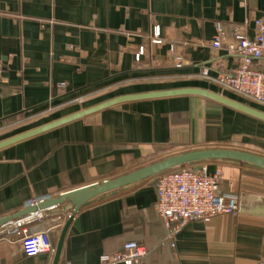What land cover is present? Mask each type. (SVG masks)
I'll return each mask as SVG.
<instances>
[{
	"label": "crops",
	"instance_id": "crops-1",
	"mask_svg": "<svg viewBox=\"0 0 264 264\" xmlns=\"http://www.w3.org/2000/svg\"><path fill=\"white\" fill-rule=\"evenodd\" d=\"M263 2L0 0V127L19 114L101 85L130 82L131 87L83 108L154 90L222 91L198 76L203 67L214 76L217 66L230 69L238 63L225 48L213 53L215 23L223 24L228 38L231 25L264 18ZM156 26L159 43L152 42ZM247 33L253 35L250 29ZM140 46L144 53L136 60ZM61 83H66L63 88ZM240 137L264 155L263 120L196 95L133 100L93 112L0 148V218L32 200L135 170L163 150L206 148ZM208 163L209 172L221 170V190L237 193L235 213L190 221L168 239L154 208L156 181L149 177L82 206L67 229L57 264H101V255L120 251L127 241L148 250L136 264H264V170L226 160ZM67 207L43 209L0 226V264H53L61 230L55 215ZM18 221V231L52 227L54 251L24 255L17 236L4 231Z\"/></svg>",
	"mask_w": 264,
	"mask_h": 264
},
{
	"label": "built area",
	"instance_id": "built-area-1",
	"mask_svg": "<svg viewBox=\"0 0 264 264\" xmlns=\"http://www.w3.org/2000/svg\"><path fill=\"white\" fill-rule=\"evenodd\" d=\"M249 29L253 31L252 36L247 33ZM215 31L210 43L213 53L225 48L229 54L238 57V63L230 69L217 66L214 76L210 74L209 67H203L198 76L215 83L222 91H231L264 107V18L248 17L241 24L231 25L228 38L225 37L222 23H215ZM153 37L152 42H160L157 26L153 30ZM143 53L144 47L140 46L135 59L139 60ZM65 84L61 83L60 87L63 88ZM208 162L185 164L154 176L157 191L154 208L167 229L168 239L173 240L190 221H207L215 215L237 211V193L221 190V170L216 168L209 172ZM40 200H32L30 204ZM69 215L67 213L66 219ZM66 219L58 223L57 228L60 229ZM21 224L22 221H18L4 231L17 236L24 255L54 251L50 237L52 227L18 231ZM147 253L144 244L127 241L120 251L101 255L100 263L136 264Z\"/></svg>",
	"mask_w": 264,
	"mask_h": 264
},
{
	"label": "water",
	"instance_id": "water-1",
	"mask_svg": "<svg viewBox=\"0 0 264 264\" xmlns=\"http://www.w3.org/2000/svg\"><path fill=\"white\" fill-rule=\"evenodd\" d=\"M178 95L201 96L264 121L263 110H260L246 103L228 97L222 93L211 91L202 87H179L172 89L123 94L112 97L110 99H106L104 101L85 107L73 113L67 114L65 116L59 117L57 119L43 123L26 131L2 139L0 140V148L6 147L23 139L29 138L31 136L40 134L65 123L79 119L85 115L123 102ZM212 160H226L237 163H243L245 165H251L253 167L264 170V155L258 153L240 149L216 147L192 149L182 153L168 156L166 158L159 159L147 165L141 166L135 170L127 172L123 175L111 179H106L100 182H94L70 191H66L60 195L37 201L36 203L29 205L18 213L0 218V226L10 223L14 218H19L31 213H38L43 209L52 208L58 205H64L66 207L69 206L71 210L70 215L67 217L63 226L61 227L56 243L53 264H57L67 229L73 219L74 214L82 206L90 203L91 201L97 198H103L107 195L114 194L118 190L123 189L131 184L142 181L149 177H154L155 175L166 170L177 168L185 164Z\"/></svg>",
	"mask_w": 264,
	"mask_h": 264
},
{
	"label": "rangeland",
	"instance_id": "rangeland-1",
	"mask_svg": "<svg viewBox=\"0 0 264 264\" xmlns=\"http://www.w3.org/2000/svg\"><path fill=\"white\" fill-rule=\"evenodd\" d=\"M129 83L130 82H127L126 84L124 83V85L120 87H114V86L108 87V86H103V85L97 86L94 89L90 90L89 92L81 93L80 95L73 97L70 100L63 101L57 104L49 103V105H47L46 108L35 110V111L29 112L26 114H19L15 117H12L8 119V121L3 122V126L0 127V139L10 136L12 134H15L17 132H20L21 130L28 129L44 121L46 122L54 118L55 116H59L60 114H66L73 110L83 108L84 106H87L88 104H91L95 101L103 100L119 92V90H122V89H119L121 87H125V88L128 87L126 85H129V87H131L130 86L131 84ZM128 89L131 90L132 88H128ZM217 92L222 93L228 97H232L233 99H236L248 105L255 106L257 108H261L264 110L263 106L255 102H252L250 100H247L245 98H242L232 93L231 91H217ZM208 147L232 148V149H240V150H246V151L251 150L250 152L256 153L255 151H252L254 150V148H256L255 145H252V144L250 145L246 143L242 137H240L239 139L230 138L229 140L220 141L219 143H215V145H209ZM188 150H192V149H188ZM188 150L179 149V148L171 149V150L169 149L163 150L159 153L156 159H152L151 161H149V163H152L159 159L166 158L168 156L182 153ZM234 163H237V162H234ZM70 212L71 210H70V207L68 206L63 215H55V218H57L56 222L60 223L61 221L66 219L67 213H70Z\"/></svg>",
	"mask_w": 264,
	"mask_h": 264
}]
</instances>
